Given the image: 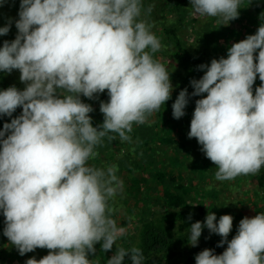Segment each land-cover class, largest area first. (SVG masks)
<instances>
[{
	"label": "clouds",
	"instance_id": "9594fccd",
	"mask_svg": "<svg viewBox=\"0 0 264 264\" xmlns=\"http://www.w3.org/2000/svg\"><path fill=\"white\" fill-rule=\"evenodd\" d=\"M189 2L191 14L226 26L239 18L242 0ZM154 8L143 0H20L18 34L0 47V71L19 70L26 85L0 91V115L23 109L0 130V210L3 235L21 256L49 250L26 264H93L95 245L108 252L124 233L113 218L124 186L118 166L89 161L105 138L131 142L133 126L147 123L171 98L170 72L155 57L162 44L147 19ZM10 27H0V36ZM198 67L206 71L191 81V95H207L195 102L188 137L216 165L215 180L256 176L264 168V19L255 34L232 44L227 58ZM257 75L261 84L253 93ZM105 90L104 120L94 127V109L80 97L91 100ZM188 102L185 88L172 104L174 119L185 115ZM205 227L227 248L220 255L206 248L195 264H264V212L241 219L230 241L233 217L217 222L209 212L188 229L191 246ZM126 256L145 264L135 246H116L106 264H123Z\"/></svg>",
	"mask_w": 264,
	"mask_h": 264
},
{
	"label": "rangeland",
	"instance_id": "374dc122",
	"mask_svg": "<svg viewBox=\"0 0 264 264\" xmlns=\"http://www.w3.org/2000/svg\"><path fill=\"white\" fill-rule=\"evenodd\" d=\"M148 2L156 5L158 0H148ZM183 2L185 12L182 24H179V18L171 15L172 9L168 8L162 21L165 25L176 26L179 29V35L188 45L204 51L207 48L209 53L212 50L213 38L215 36L221 38L218 51L212 57L213 59L227 58L228 49L232 44L245 39L248 35L255 34L262 22V17L253 10L251 0H242L241 8L246 7L247 10H239V18L230 21L226 26L217 24L215 18H202L191 14L189 0H183ZM17 12L12 0H7L0 7V27L11 22L8 34L0 36V47H3L5 41L15 40L18 34L15 26V21L19 19ZM152 17H147V19L158 26L155 21L158 17ZM152 31L157 33V29L155 31L152 29ZM161 60L171 76L174 70L170 62L166 57ZM0 74L3 78L0 82V91L12 86L22 91L26 87L25 83L20 81L19 70L14 69L11 73L0 71ZM171 83L173 85L171 98L161 106L157 111L158 114L153 115L154 119L148 120V123H153L154 128L143 131V135L147 136V139H141L140 135L135 134L138 125H134L129 134L131 142H122L118 135L116 136L118 142L108 141L105 138L103 145L96 149L99 155L89 161L90 164L97 167L116 164L119 167L118 175L124 182L122 192L113 202V218L117 220L118 226L125 231L118 238L116 245L108 252L104 253L101 250V243L95 245L96 255L89 256V259L93 260V264H106V261L115 254L116 246L124 247L125 240L133 235L141 217L147 211V206L143 205L144 202L148 199L150 203H154L156 199H159L158 197H162L160 186L156 185L153 175L150 173L152 169L154 172L163 171L175 175L177 187L174 189L188 206H203L206 215L209 212L216 214L217 222L221 215H231L233 217L231 233H237L239 222L244 217L252 218L258 213L264 212V180L243 176L237 177L233 181L215 180L216 165L201 151L202 146L197 140L188 137L190 131L188 124H184L183 130H181L171 118L168 106L174 103L179 95L175 93V80L172 76ZM260 84L261 81L258 77L254 89ZM206 95L204 93L203 98ZM80 99L82 102L94 106L98 111L99 105L96 98L90 100L81 95ZM170 108L172 110V105ZM7 135L8 133L4 138ZM130 165H133L134 170L127 171L126 168L131 167ZM150 205L152 206V204ZM153 210L156 209L153 208ZM3 223L0 227V264H26L30 258L34 257L39 260L48 254V249L37 248L21 256L18 249L11 245L8 238L3 235L5 227V223L4 225Z\"/></svg>",
	"mask_w": 264,
	"mask_h": 264
},
{
	"label": "trees",
	"instance_id": "16d2710c",
	"mask_svg": "<svg viewBox=\"0 0 264 264\" xmlns=\"http://www.w3.org/2000/svg\"><path fill=\"white\" fill-rule=\"evenodd\" d=\"M14 1L17 13L20 10V0ZM252 7L255 13L262 17L264 14V0H251ZM145 8L149 5L148 0H143ZM247 4V3H245ZM242 5V4H241ZM184 2L183 0H158L151 15L157 16L160 19H155L158 26H154V31L157 29L156 36L160 39L162 48L159 52L155 53V57L162 63L164 57L170 62L173 72L171 76L175 80L176 94L185 88L189 93V102L185 107V117L180 119H174L172 115L171 105L168 109L171 112V118L174 119L178 127L183 130L184 124H188L190 127L193 112L195 110V102L198 99L203 98V94L200 96H192L194 88L191 85L192 80H199L204 75L205 70L199 69V65H210L212 57L218 51L219 41L221 38L212 40V50L209 53L207 48L204 50L194 48L188 45L182 37L179 35V29L176 26L165 25L162 21L165 13L168 9H172V16L179 18V24H182L184 20ZM247 10L246 7L240 8V11ZM153 19V17H152ZM264 19V18H262ZM160 25V26H159ZM258 55V53L254 54ZM259 76L257 75V78ZM256 78V80H257ZM0 74V82L2 80ZM256 83V81H255ZM253 85V93L255 92ZM1 84V83H0ZM97 104L99 105L98 111L94 108V111L89 115L92 117V124L94 127H98L103 123L104 116L100 112V103L107 102L109 100L107 90L98 94L96 97ZM174 102V101H173ZM22 107H18L12 116L0 115V130L3 129L5 123H10L12 119L22 114ZM158 114L155 112L154 114ZM153 114V115H154ZM149 117V120L154 119L155 116ZM153 123L138 125L136 127L135 134L140 135V138L147 139V136L143 135L145 129H152ZM188 129V128H187ZM115 142H118L116 139ZM148 142V141H147ZM148 144V143H147ZM127 167L126 170H134L133 165ZM119 168V167H118ZM156 185L160 186L162 197H158L154 203H150V200L144 202V206H147V211L141 217V220L137 226V229L133 232V235L125 240V249L132 247H140L146 257L145 264H195V256L204 249H212L214 254L220 255L227 248V243L222 247L217 245L221 241L222 237L217 234L210 233L205 227L202 230L201 237L199 238L198 245L196 247L191 246L188 243V236L190 232L191 224L197 221L204 222L206 218L205 208L203 206L192 207L188 206L185 200L177 194L175 187L176 177L175 175L167 172H157L152 169L150 172ZM150 174V175H151ZM248 178H256L258 180H264V168L256 176H243ZM181 189V187H179ZM152 204V206L150 205ZM153 208L156 210L154 211ZM162 209V211H160ZM192 214L191 220L188 219L189 214ZM5 220L2 210H0V227L1 223ZM4 225V223H3ZM237 233H229L228 241H230ZM123 264H132L130 256H126Z\"/></svg>",
	"mask_w": 264,
	"mask_h": 264
}]
</instances>
